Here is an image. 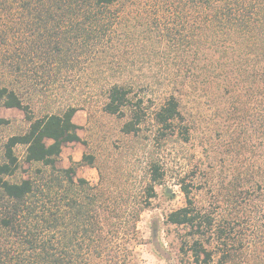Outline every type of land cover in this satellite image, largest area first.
<instances>
[{"label": "trees", "instance_id": "obj_1", "mask_svg": "<svg viewBox=\"0 0 264 264\" xmlns=\"http://www.w3.org/2000/svg\"><path fill=\"white\" fill-rule=\"evenodd\" d=\"M21 1L41 37L0 57V105L28 123L3 139L0 117V264H141L139 222L169 179L180 264H243L242 231H264V0ZM94 108L123 121L134 175L95 154L58 167ZM197 138L203 159L174 173Z\"/></svg>", "mask_w": 264, "mask_h": 264}, {"label": "rangeland", "instance_id": "obj_2", "mask_svg": "<svg viewBox=\"0 0 264 264\" xmlns=\"http://www.w3.org/2000/svg\"><path fill=\"white\" fill-rule=\"evenodd\" d=\"M23 6L24 2L21 0H0V57L7 53L8 49L14 52L19 51L22 45L25 49L29 46L35 48L39 45L37 38L41 35L38 33L36 36L32 35L30 14L23 9ZM145 71L157 72V69L147 67ZM3 74V70L0 69V81ZM85 83L83 81L82 85L86 86ZM59 96L58 103H64L62 93ZM186 105L188 108L192 107L191 102ZM0 117L12 121L10 126L2 130L3 139L21 133L28 126L24 113L18 109H7L0 105ZM74 121L80 126L78 133L82 142L68 144L64 147L58 163L59 168H69L73 162H80L84 154H95L107 166H109L108 162H112L111 159L114 158L116 167H123L125 175L126 173L127 175L130 173L134 175L132 174L133 166H128L127 162L130 160L128 156L129 145L132 144L120 134L122 120L105 115L99 109L94 108L90 114L86 110H80ZM120 140L121 142H119ZM83 142L87 143L88 147ZM121 144L126 152L122 156L118 154V156L113 157V152L119 151L118 145L121 146ZM176 148L180 154L173 159L172 167H176L173 170L174 173L183 171L189 166H195L201 158L203 159L199 138L182 147L178 145ZM17 153L23 158L25 155L24 147H19ZM77 176L87 179L92 184L99 182L98 170L90 166L78 167ZM157 191L158 197L154 200L153 207L142 214L139 222L140 235L144 243L137 248L139 258L141 264H180L183 258L180 245L181 241L187 237L188 229L168 225L165 221L166 215L171 210L185 205V197L176 182L171 179L164 186L158 187ZM172 192L174 197L170 199ZM203 196L206 198V195L203 194ZM245 221L243 220V222ZM251 225L239 236L243 239L242 246L248 259L243 260L242 263L264 264V231L256 230L253 223ZM212 264H218V258H215Z\"/></svg>", "mask_w": 264, "mask_h": 264}]
</instances>
